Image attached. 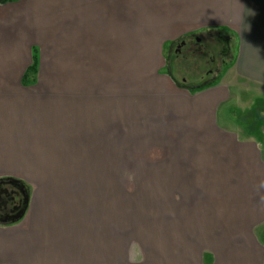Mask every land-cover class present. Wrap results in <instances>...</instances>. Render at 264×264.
Returning a JSON list of instances; mask_svg holds the SVG:
<instances>
[{
	"label": "crops",
	"instance_id": "obj_1",
	"mask_svg": "<svg viewBox=\"0 0 264 264\" xmlns=\"http://www.w3.org/2000/svg\"><path fill=\"white\" fill-rule=\"evenodd\" d=\"M137 2L0 4V181L20 182L0 183L1 201L14 194L0 210V264H264V126L235 129L222 111L234 90L264 97V0ZM220 31L238 40L223 80L178 87L167 45ZM128 149L148 154L136 169L158 187L142 200L157 203L145 244L119 229L117 195L80 192L85 169ZM47 171H67V185Z\"/></svg>",
	"mask_w": 264,
	"mask_h": 264
},
{
	"label": "rangeland",
	"instance_id": "obj_2",
	"mask_svg": "<svg viewBox=\"0 0 264 264\" xmlns=\"http://www.w3.org/2000/svg\"><path fill=\"white\" fill-rule=\"evenodd\" d=\"M137 1L139 0H135V8L140 7V4H136L138 3ZM139 22L135 20V36H138V33H140L141 26ZM135 39L138 40V37H135ZM237 52L238 40L236 35H228L224 31L203 32L193 38L182 39L175 44L170 43L167 45L165 48L166 66L164 72L176 82L178 87L195 94L207 90L215 83L219 84L226 75L228 67L233 64ZM232 95L230 104L227 108H223L222 111H226L225 115L228 114L227 119L235 129H239V124L242 129L246 128L247 130H256L264 126V97L258 96L257 98L254 90L243 89L241 91L234 90ZM251 102L252 107L249 105ZM257 115L262 116V120H258L257 122L252 121L256 119ZM257 125H259L258 128ZM136 140L135 138V149L139 150L140 148L137 145L140 146V143H137ZM128 150L129 153H119L117 155L116 164L105 163L103 161L101 168L85 169L86 186H80V192L85 188L84 192L86 194L117 195L119 229L132 231L134 239L145 244L148 240L139 231H145L149 228H155L156 231L158 222L156 217H154L156 213L153 212V209L156 210L157 203L156 201L143 202L142 200L146 197L148 199L156 198L158 187L144 184L148 181L146 177H149L147 175L150 171L136 169V167L148 165V161L145 160L148 154L143 155L141 151L134 154L130 153V149ZM75 157L77 161L79 155L76 154ZM56 160H58V163L55 161L54 167L59 166L62 168L64 163H62V159L57 157ZM143 161L146 163H143ZM70 162L72 165L73 154L69 155ZM85 165L90 166L93 164L86 163ZM109 165L114 167L109 168ZM67 171L61 176L59 174L58 176H53V171H47L50 182L58 177L60 182H64L67 185V181L70 178L67 175ZM80 172L79 176L76 175L79 179L81 178ZM45 173L46 170L40 171L38 178L39 186L33 187L38 189V193H42L45 189L44 185H42L45 184ZM25 188L29 195V187L26 186ZM23 195L24 193L22 197ZM13 196L14 194H10L9 198ZM15 205H17V202ZM147 205H149V208L146 207ZM13 207L14 204L11 203L9 208L12 209ZM146 209L148 210L146 211ZM0 210L5 211L4 207L3 209L0 208ZM142 210H144V213ZM125 222L127 226L124 224Z\"/></svg>",
	"mask_w": 264,
	"mask_h": 264
},
{
	"label": "trees",
	"instance_id": "obj_3",
	"mask_svg": "<svg viewBox=\"0 0 264 264\" xmlns=\"http://www.w3.org/2000/svg\"><path fill=\"white\" fill-rule=\"evenodd\" d=\"M18 1L19 0H0V4L1 5H6V4L15 3V2H18ZM35 72H36V68L33 66L29 70V72L27 73L25 81L26 82L32 81L34 79V77H35Z\"/></svg>",
	"mask_w": 264,
	"mask_h": 264
},
{
	"label": "flooded vegetation",
	"instance_id": "obj_4",
	"mask_svg": "<svg viewBox=\"0 0 264 264\" xmlns=\"http://www.w3.org/2000/svg\"><path fill=\"white\" fill-rule=\"evenodd\" d=\"M11 193L7 192L6 193V196H5V199L4 200H0V208L8 211L10 208H9V205L11 206V203H13V197L9 198Z\"/></svg>",
	"mask_w": 264,
	"mask_h": 264
},
{
	"label": "water",
	"instance_id": "obj_5",
	"mask_svg": "<svg viewBox=\"0 0 264 264\" xmlns=\"http://www.w3.org/2000/svg\"><path fill=\"white\" fill-rule=\"evenodd\" d=\"M9 182V183H11L12 185H20V182H18V181H16V180H13V179H9V180H2V181H0V183H2V182ZM21 190H22V192L24 193V195H25V197H26V200L28 199V196H27V191H26V188H25V186H23V185H21ZM21 218V215H19L18 217H16V219H14V220H18V219H20ZM13 220V221H14Z\"/></svg>",
	"mask_w": 264,
	"mask_h": 264
}]
</instances>
